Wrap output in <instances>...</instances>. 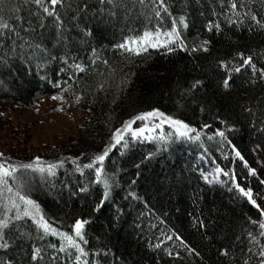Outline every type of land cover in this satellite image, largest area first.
<instances>
[{
    "label": "trees",
    "instance_id": "obj_1",
    "mask_svg": "<svg viewBox=\"0 0 264 264\" xmlns=\"http://www.w3.org/2000/svg\"><path fill=\"white\" fill-rule=\"evenodd\" d=\"M235 2L239 16L233 14L229 0H165L171 15L161 9L162 20H158L154 9L159 0H145L143 5L138 0H116V7L100 0H64L63 7H56L62 20L58 27L57 20L32 0H4L5 5L19 6L15 15L22 17L8 20L13 13L5 8L2 15L16 26L19 37L0 35V131H7L11 140L9 158L33 161L31 150L20 144L10 112L29 110L41 99L62 95L66 107L87 115L73 138L37 156L44 163L63 161V165L54 176L29 173L27 190L59 231L73 235L76 219L89 221L84 229L87 243L80 242L89 255L82 260L89 264H244L248 248L256 250L247 232L258 231L249 223V217H259L257 209L229 177L221 175L217 182L210 175L217 165L231 170L236 182L251 188L264 207V184L260 183L264 180V131L260 130L264 128V78L260 75L264 71V0ZM253 15L260 23L251 19ZM180 16L188 24L187 29L178 25L186 50L149 47L134 56L114 47L157 26L169 30ZM204 40L209 41L207 52H191ZM26 42L41 44L47 53L29 48ZM32 52L36 55L29 60ZM240 53L252 57L255 72L251 66L241 67ZM60 57L87 70L74 74ZM237 67H241L239 73L234 70ZM225 79H229L228 87ZM154 109L198 130L211 125L203 129L204 146L175 137L168 143L126 138L129 146L116 145L105 159L104 173L111 184L105 199L95 169H84L81 175L73 161L88 163L113 143L115 129ZM217 129L225 132L256 176L248 174L231 145L221 146L218 136L208 140ZM201 173L213 182H206ZM2 203L0 219L5 216ZM3 232L0 243L8 247L0 248V264H76L74 249L60 252L59 237L44 236L29 218L12 219ZM177 236L195 251L189 252ZM258 239L264 243V238ZM35 248L41 252L32 260ZM222 250L228 255H221ZM251 264H256L255 258Z\"/></svg>",
    "mask_w": 264,
    "mask_h": 264
},
{
    "label": "snow or ice",
    "instance_id": "obj_2",
    "mask_svg": "<svg viewBox=\"0 0 264 264\" xmlns=\"http://www.w3.org/2000/svg\"><path fill=\"white\" fill-rule=\"evenodd\" d=\"M33 3H35L39 8L43 10V12L49 16L54 17L58 22V27L62 25V20L60 16L56 13V7L64 6V0H32ZM100 2L107 3L109 5H112L113 7L117 6L116 0H100ZM138 2L143 5L145 3V0H138ZM155 3L156 0H153ZM243 6V5H240ZM229 7L233 11L234 15L239 16V12H237L238 5L235 2V0H229ZM5 8L9 13H13V15L8 16V20L15 19L17 21H21L22 17L19 15H15V13H18L20 11L19 6H14L11 4L5 5L4 0H0V29L4 30V32H0V35H3L6 33L14 34L15 36L19 37V31H17V28L15 25H12L8 23L7 20L4 19V16L2 15L5 11ZM161 9H163V12L169 13L168 8L165 6V0H159V7L154 9L155 17L158 20H162L161 17ZM253 21H256L257 23H260V21L257 19L255 15L251 17ZM229 22H233L229 20ZM178 25L183 26L184 29L188 28V24L186 22V19L184 16H180L178 21L176 19H173L171 27L169 30L161 31V28L157 26L154 30H145L142 35H136L131 37H126L121 43H118L114 45L115 48L120 49L124 52H127L130 55L134 56H140L143 52H146L149 47L151 48H157V47H164L167 48L169 52L174 51L176 48H179L180 50H186L187 45L185 44L184 38L182 37V34L178 28ZM264 26V25H262ZM211 27V25L209 26ZM216 28L219 29V25H216ZM29 29L25 28L24 31H28ZM161 36L164 37L163 40H161ZM209 41L204 40L200 43L199 46L193 47L191 49V52H196L198 50H202L204 52L208 51L207 45ZM27 45V42H26ZM29 48H33L36 50H39L41 53H47V49L44 48L41 44H35L33 45H27ZM12 52L16 54V49H12ZM20 55H23V53H19ZM36 53L32 52L29 54V60L35 56ZM93 56H96L95 50H93ZM242 65L243 66H251L253 71H256V66L252 62V57H244L243 53L239 54ZM51 59H56V57H51ZM60 60L68 66V68L74 70V74H79L85 72L87 69L83 64H77V63H71L69 64L68 60L65 57H60ZM92 63H95V59H93ZM103 63L105 65L108 64L107 60H104ZM40 65H38L39 67ZM222 67L225 65L222 63ZM241 67H237L234 70L239 73L241 71ZM61 72L67 71L65 68L60 69ZM261 78H264V71H261L260 73ZM45 76H41V79H45ZM231 77H229L230 79ZM69 79H72V76H69ZM229 79L224 80V86H229ZM67 83V81H65ZM199 83V82H197ZM55 87L60 88V83H55ZM64 91H67V89H64ZM53 99H60L64 100L63 96H54ZM81 97L79 95L75 96V101L79 102ZM203 110V109H201ZM250 111V110H249ZM153 121L152 127L149 128L147 124H144L143 126L133 128V124L137 121ZM158 120L159 123H155V121ZM221 123H224V121H221ZM167 124L170 129H172L171 132L167 133L165 135L163 132L159 136L153 135V130L156 128H162L163 125ZM255 126V125H253ZM211 128V125L205 124L201 125V128L198 130L196 127L191 126L189 123L175 118L173 116L167 115L164 112L154 109L152 111L143 112L138 114L133 119L127 120L123 123L122 127L117 128L114 130L111 140L114 141V143H111L107 146H105L103 152L101 154H97L94 157L90 159L88 163L85 164H78L76 161H73L74 164H76V170L83 175L84 169H95V176H96V182L97 183H103L104 186V198L106 199L109 195L111 184L109 183V180L106 178V175L104 173V162L105 159L108 157L109 152L116 147V145H122L124 148H127L129 146V140L125 139V136L127 134H130L131 139L133 141L137 139H145V140H157L158 142H164L168 143L170 140H172L173 136L176 139H183L190 142H200V146L203 147V142L201 141V136L205 133L203 132V129ZM261 131H264V128L260 129ZM147 133V135H145ZM214 136H218L221 138V146L226 142L227 144L231 145L232 151L235 153V156L238 157L241 161H244V167L248 169V174L251 176H256V170L254 168L249 167L247 161L244 160V157L241 155V152L236 148L235 145L232 144V142L228 139V137L225 135V132L223 130L217 129L213 135H208V140H212ZM0 157H3V154L0 153ZM227 159V155L224 157ZM63 165V161H60L57 163H47L45 164L42 162L40 157H36L33 161L28 163H14L9 160L0 159V200H2L3 207L5 209V216L3 219H0V240L4 239L5 233L3 232L4 229H7L9 227V223L12 219L14 220H21L24 218H29L32 220L33 224L36 225V228L38 231H42L44 236H54L59 237L61 243L59 245V251L65 252L67 249H74L75 250V261L76 264H89L87 260H82V258L87 257L89 253L81 246L80 242L87 243V240L85 239L84 229L85 225L89 223L88 220L84 219H76L74 224L72 225L74 235L69 234L68 232L59 231L57 228L53 227L52 224L48 219H46L45 215L42 213V210L40 208V205L30 198L28 194V189L31 187V179L29 178V173H36L39 172L41 174L47 173L49 176H54L55 170L58 167H61ZM213 176L214 180L217 182H220L219 178L220 176L229 177L234 185V187L237 189V191L240 193L241 196L247 198L248 203L255 209H257L259 213V217L257 219H252L249 217V223L253 226H258V231L254 235L252 231H248L247 235L250 238V242L256 246V250L253 251V248H248V253L250 254L247 259L244 260V264H251V261L253 258H255L256 264H264V243H261L259 238H264V207H262L259 203H257V199L254 197V193L251 188H245L241 187L236 182V176L234 173L231 172V170H225L221 168L219 165H217L213 172L210 174ZM201 176L203 179L208 182L212 183L213 181H210L208 179V175L201 173ZM261 184H264V180H260ZM81 191H86V188H81ZM7 193V195H5ZM100 205L97 206V210L99 209ZM14 210L15 215L13 217H9L7 215L8 212H12ZM201 226L203 224L201 223ZM171 239V237H169ZM176 239L180 240V243L184 245L185 248L188 249L189 252H194V249L188 248V245L184 242L182 238L179 236L176 237ZM158 246V245H157ZM8 244L0 243V248H7ZM55 248L56 246L53 245ZM41 249L35 248L32 252V260H37L40 256ZM223 256H227L228 253L226 251H221L220 253ZM71 255V253H70ZM177 255H179L177 253ZM196 255H199V253H196Z\"/></svg>",
    "mask_w": 264,
    "mask_h": 264
},
{
    "label": "rangeland",
    "instance_id": "obj_3",
    "mask_svg": "<svg viewBox=\"0 0 264 264\" xmlns=\"http://www.w3.org/2000/svg\"><path fill=\"white\" fill-rule=\"evenodd\" d=\"M163 39L164 37L161 36V40ZM56 96L59 97L62 95ZM9 115L12 126L17 132L18 139L20 142L22 141L20 144H22L25 149L31 150L33 154V160L45 150L63 144L69 139L73 138L75 136L76 130L82 124L83 120L87 118V115L81 110L76 108L70 109L66 107L64 100L62 101L60 99H53L52 97L37 101L29 110H18L15 112H10ZM152 123L153 121L151 120H137L133 124V128L143 126L144 124H147V126L151 128ZM155 123H159V121L156 120ZM171 131L172 129H170L167 124H165L162 126V128L154 129L153 135L159 136L161 132L167 135V133ZM7 134V131H0V153L3 154V157H0V159L9 160L14 163H22L17 158H9L7 151H9L8 148L11 146V140ZM145 135H147V133H145ZM126 138L131 139L130 134H127L125 136V139ZM137 141L164 143L158 142L155 139L149 141L142 138L137 139ZM5 195H7V193H5ZM1 208L3 212H5L4 207ZM8 213L15 215L14 210Z\"/></svg>",
    "mask_w": 264,
    "mask_h": 264
}]
</instances>
